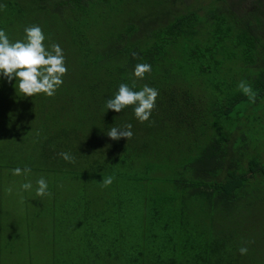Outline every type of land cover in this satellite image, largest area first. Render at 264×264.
Instances as JSON below:
<instances>
[{
    "label": "trees",
    "instance_id": "obj_1",
    "mask_svg": "<svg viewBox=\"0 0 264 264\" xmlns=\"http://www.w3.org/2000/svg\"><path fill=\"white\" fill-rule=\"evenodd\" d=\"M0 5V29L38 25L67 68L54 96L28 98L29 129L35 169L78 182L52 214L81 225L85 252L47 264H264V223L255 231L264 221V0ZM139 63L151 65L143 79L133 74ZM133 81L134 91L159 93L143 123L135 106L106 108ZM126 124L131 139L107 136Z\"/></svg>",
    "mask_w": 264,
    "mask_h": 264
},
{
    "label": "rangeland",
    "instance_id": "obj_2",
    "mask_svg": "<svg viewBox=\"0 0 264 264\" xmlns=\"http://www.w3.org/2000/svg\"><path fill=\"white\" fill-rule=\"evenodd\" d=\"M26 27L22 23L4 31L15 42L25 39ZM15 85V79L8 82L0 76V264H47L54 255H84L83 242L81 247L77 245L81 225L69 220L56 222L52 214L53 210H63L78 182L71 175L35 169L36 145L29 129L35 118L34 107L28 106L29 97L23 96ZM242 130L247 136L248 132ZM239 138L236 137V142ZM15 168H30L31 173L16 176L12 174ZM41 177L48 182L51 196L36 195L37 180ZM26 182H31V190L21 188ZM8 188H12L11 194L6 191ZM262 218L260 215L255 229L258 236L263 228Z\"/></svg>",
    "mask_w": 264,
    "mask_h": 264
},
{
    "label": "clouds",
    "instance_id": "obj_3",
    "mask_svg": "<svg viewBox=\"0 0 264 264\" xmlns=\"http://www.w3.org/2000/svg\"><path fill=\"white\" fill-rule=\"evenodd\" d=\"M6 5H0V9H5ZM25 39L10 41L6 32L0 29V76L8 82L16 80L15 87L25 97H33L36 94L44 93L48 97L55 95L57 89L62 85V77L66 74L65 57L62 48L59 44H52L50 50L45 47V35L38 25H32L25 28ZM133 57L136 54L133 53ZM151 72V65L148 63H139L134 68V76L140 79L145 77L146 73ZM135 81L130 88L127 84H120L118 92L113 98L106 101V108L119 113L127 106H135V117L141 122L148 121L151 112L155 107V101L158 96V90L145 84L139 91H134ZM238 89L241 90L253 102L255 101L256 93L246 81H241L238 84ZM132 125L126 124L123 127H111L106 133L112 140H120L125 138L131 139L133 132ZM60 156L70 163L75 162V158L69 153L61 152ZM31 173L30 168H15L12 174L27 175ZM113 177H103L101 183L104 187H108L113 183ZM37 196H51L48 191V182L41 177L37 180ZM25 191L31 190V182H26L21 185ZM9 194L12 193V188L6 190ZM23 202V198H21ZM241 255L247 254L248 249L241 247L239 249Z\"/></svg>",
    "mask_w": 264,
    "mask_h": 264
}]
</instances>
